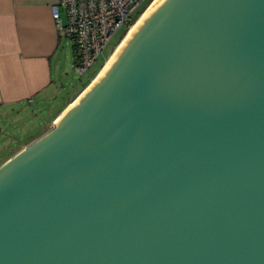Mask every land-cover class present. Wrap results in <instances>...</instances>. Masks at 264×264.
<instances>
[{
	"label": "water",
	"instance_id": "95a60500",
	"mask_svg": "<svg viewBox=\"0 0 264 264\" xmlns=\"http://www.w3.org/2000/svg\"><path fill=\"white\" fill-rule=\"evenodd\" d=\"M153 1L0 163V264H264V0Z\"/></svg>",
	"mask_w": 264,
	"mask_h": 264
},
{
	"label": "crops",
	"instance_id": "0c3cea01",
	"mask_svg": "<svg viewBox=\"0 0 264 264\" xmlns=\"http://www.w3.org/2000/svg\"><path fill=\"white\" fill-rule=\"evenodd\" d=\"M56 1L0 0V121L8 112L20 115L22 109L37 102L38 106L50 102L52 106L60 88L65 90L62 74L70 64L74 70L75 57L72 40L60 32L53 21L50 7ZM91 79L77 90H68L64 103L52 114L51 125ZM36 113L32 111L31 117ZM4 126H8L7 123L0 126V163L16 151L15 145L8 142L12 138L6 135ZM47 129L44 125L18 147Z\"/></svg>",
	"mask_w": 264,
	"mask_h": 264
},
{
	"label": "built area",
	"instance_id": "2783aa9c",
	"mask_svg": "<svg viewBox=\"0 0 264 264\" xmlns=\"http://www.w3.org/2000/svg\"><path fill=\"white\" fill-rule=\"evenodd\" d=\"M146 0H57L51 5L53 21L60 32L73 43L74 71L83 74L121 27L130 29L153 1L149 0L135 17L134 13Z\"/></svg>",
	"mask_w": 264,
	"mask_h": 264
},
{
	"label": "rangeland",
	"instance_id": "374dc122",
	"mask_svg": "<svg viewBox=\"0 0 264 264\" xmlns=\"http://www.w3.org/2000/svg\"><path fill=\"white\" fill-rule=\"evenodd\" d=\"M148 1L149 0H146L137 9L133 17H135L137 14L140 13V11L144 8V6L147 4ZM135 23L136 21L133 23V25ZM133 25L130 27V29L133 27ZM125 28L126 27L123 26L118 31L115 32V34L112 36L111 40L102 50V52L99 54L97 59L92 63L89 69L85 71L83 74H78L77 72H75L73 70V67H71V64L69 68L65 69L66 72L62 74V80H61V83L63 84V86H65V90L64 87L60 88V92H58L54 96V99L52 100L54 101V104L52 106L49 105L52 104L51 102L49 104L46 103L47 105L45 106H43V104L38 106V102H37L35 104L29 105L27 108L22 109L21 110L22 114L20 113L21 116L13 114L12 112H8L6 115H4L5 117H3V120L0 121V126L2 123L3 124L7 123L8 126H4L5 127L4 132H6L7 136H11L12 139H9L8 142L11 144V146L15 145L14 150L20 148L18 146H20L21 143L24 142V140H27L30 135L39 132L44 125H46V128H49L51 126V119L53 117L52 114H55L60 108V106H62L67 96L68 90L69 91L72 89L77 90L81 86L85 85L91 77L93 79V76L98 72L104 61L109 58V56L115 51L119 42H121V40L129 32L128 30L123 36V38L120 40L121 36L125 31ZM26 109L28 110V112L24 111ZM32 111L37 113L36 115L31 117ZM47 111H50L51 115ZM18 131H22V132H18ZM19 140L21 141L18 142Z\"/></svg>",
	"mask_w": 264,
	"mask_h": 264
},
{
	"label": "bare ground",
	"instance_id": "6f19581e",
	"mask_svg": "<svg viewBox=\"0 0 264 264\" xmlns=\"http://www.w3.org/2000/svg\"><path fill=\"white\" fill-rule=\"evenodd\" d=\"M153 2H154V1H153ZM153 2H152V3H153ZM152 3H151V4H152ZM149 6H150V5H149ZM147 9H148V8H147ZM147 9H146V10H147ZM146 10H145V11H146ZM144 13H145V12H144ZM144 13H142V15H143ZM142 15H141V16H142ZM141 16H140V17H141ZM140 17H139V19H140ZM139 19H138V20H139ZM138 20H137V21H138ZM137 21H136V23H137ZM136 23H135V24H136ZM135 24H134V25H135ZM133 27H134V26H133ZM133 27H132V28H133ZM132 28H131V29H132ZM131 29L129 30V32L131 31ZM129 32L126 34V36L129 34ZM126 36H125V37L122 39V41L118 44V46L116 47V49L121 45V43H122L123 40L126 38ZM116 49H115V51H116ZM115 51H114V52H115ZM112 55H113V54H112ZM112 55H111V56H112ZM111 56H110V57H111ZM107 62H108V60H107ZM107 62H106V63H107ZM105 65H106V64H105ZM105 65H104V66H105ZM104 66H103V67H104ZM102 69H103V68H102Z\"/></svg>",
	"mask_w": 264,
	"mask_h": 264
}]
</instances>
